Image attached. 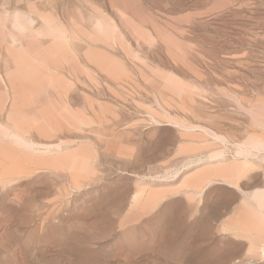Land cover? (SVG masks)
<instances>
[{"label":"rangeland","instance_id":"rangeland-1","mask_svg":"<svg viewBox=\"0 0 264 264\" xmlns=\"http://www.w3.org/2000/svg\"><path fill=\"white\" fill-rule=\"evenodd\" d=\"M262 144L264 0H0V264H264Z\"/></svg>","mask_w":264,"mask_h":264},{"label":"bare ground","instance_id":"bare-ground-1","mask_svg":"<svg viewBox=\"0 0 264 264\" xmlns=\"http://www.w3.org/2000/svg\"><path fill=\"white\" fill-rule=\"evenodd\" d=\"M260 141V140H259ZM259 141H257V142H259ZM262 143V142H261ZM261 143H259L260 145L259 146H261ZM262 145H264V144H262ZM258 146V145H257ZM264 148V147H263ZM216 155H218V154H216ZM218 157V156H217ZM216 157V158H217ZM211 158H214V157H211ZM243 222H247V221H243ZM243 222H241L242 224H245V223H243ZM242 224H241V226H242ZM247 224V223H246ZM252 226V225H251ZM238 227V226H237ZM250 227V226H249ZM242 228V227H241ZM243 229V228H242ZM235 230V229H234Z\"/></svg>","mask_w":264,"mask_h":264}]
</instances>
